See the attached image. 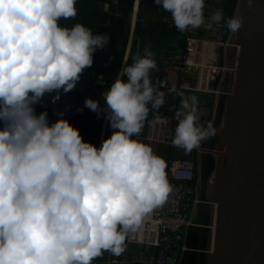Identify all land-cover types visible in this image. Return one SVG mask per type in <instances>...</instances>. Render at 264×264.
Wrapping results in <instances>:
<instances>
[{"label":"clouds","instance_id":"9594fccd","mask_svg":"<svg viewBox=\"0 0 264 264\" xmlns=\"http://www.w3.org/2000/svg\"><path fill=\"white\" fill-rule=\"evenodd\" d=\"M249 10L256 0H242ZM171 14L175 27L212 30L221 22L232 33L244 26L236 13L205 17V0H154ZM77 0H0V264H92L104 252L120 256L126 236L161 207L172 192L165 160L138 137L145 123H168L159 109L176 90L145 47L122 66L100 100L84 107L104 115L112 134L99 147L84 141L65 117L50 123L35 106L74 90L97 50L109 43L75 19ZM126 78V79H125ZM165 89L162 91L161 89ZM180 97L172 145L190 153L217 135L212 122L200 123L196 96ZM151 105V109L149 107ZM82 112L83 109H78Z\"/></svg>","mask_w":264,"mask_h":264},{"label":"water","instance_id":"95a60500","mask_svg":"<svg viewBox=\"0 0 264 264\" xmlns=\"http://www.w3.org/2000/svg\"><path fill=\"white\" fill-rule=\"evenodd\" d=\"M104 2L108 18L99 31L109 35V45L104 48L106 60L111 43L130 30L135 7L142 9L145 0ZM239 14L244 17V26L234 39L238 52L234 53L235 72L230 74L226 95L224 157L220 158L212 199L217 205L215 247L209 256L201 254L197 264H264V0H256L251 10L241 0ZM152 20L151 9L138 11L134 24L138 33L151 40L165 36L168 24ZM140 21L151 23L142 26ZM58 23L70 26L71 19L61 18ZM88 76L81 77L74 90L62 93L55 104L51 102L55 93L46 94L35 106L37 114L47 111L52 123L58 119L54 113L62 111L73 125L78 109L85 108V98L94 96L91 89L97 79L95 74ZM208 221L206 217L204 222ZM193 239L195 246L206 249V230L196 229Z\"/></svg>","mask_w":264,"mask_h":264},{"label":"crops","instance_id":"0c3cea01","mask_svg":"<svg viewBox=\"0 0 264 264\" xmlns=\"http://www.w3.org/2000/svg\"><path fill=\"white\" fill-rule=\"evenodd\" d=\"M240 2L241 0H237L236 8L233 12H231L230 0H215L211 7V12L213 13L216 10H222L225 18L227 19L232 15V13L233 15L239 13ZM100 4L97 5L96 10L103 13L106 21L108 15L104 11L105 2H102ZM76 8L77 16L75 17V19L71 20V25L81 23L84 26H90L92 22L89 20V18H85L82 16V10L80 6L78 7V5H76ZM147 9L152 10V13L154 15V20L152 21H165L168 24L167 34L165 36L158 37L155 40H151L143 35H140L136 27L133 25L130 30L127 31V33L119 34L118 38L111 43V50L106 60L104 49H102L101 54L99 53L100 50H97L94 54L93 65L90 68L85 69V71L81 75V77L87 78V76L91 73L95 74V79H97V82L96 84H93L94 88L91 89L94 93L92 99L100 100L101 107H104L103 93L108 91L110 85L116 78V74L121 70L122 66L131 64L132 58L136 56L137 53L143 56L145 47L150 48L155 53V59L158 65L170 66L172 64L178 63L183 56L184 36L182 34L176 33L171 14L163 10L162 7L156 5L154 3V0H145L144 7L142 9H139V13H142ZM136 16L137 9L134 12L133 23H135L136 21ZM104 22L93 23L94 25H96V31L94 32V34L100 33L99 28L104 24ZM147 23L151 22L140 21V24L142 26L147 25ZM201 35L207 36L209 34L208 31H203ZM208 48L209 50L207 54L209 55L207 58H204V61H207L209 65H218L222 70H220L217 74H213L211 73V71H206L207 75L210 74L209 76L211 78H209L208 80L197 78L191 73H187L185 75L172 74V79L168 82V84L172 86H175L178 83L187 84L188 89L184 92L185 97L196 96L199 101L208 100L214 110L213 124L215 126L219 122V125L221 127L223 126L225 117L227 105L226 95L228 93L230 85V72L227 69H230L232 66L233 49H224L223 57L221 55V51L223 50V48H217L213 44H209ZM204 67L208 66L204 65ZM194 83H196V86ZM202 85L205 86V89H207L208 91H212L213 93L208 95L202 93L201 90L197 87ZM104 118V115H101L98 118L97 113L85 107L83 108L82 112H79L78 119L73 124V126L79 129L84 141L90 142L99 147L101 141L110 136V134H108L103 128ZM217 119L219 121H217ZM2 126L3 124L2 122H0V127ZM145 132L146 123L140 134H144ZM222 137L223 130H217V135L215 137L208 141L202 142L201 145L205 148L204 152L194 151L192 154L189 153L190 156L186 157L190 158L192 157V155H194V161L197 170V179L199 182L198 197L200 198V200L204 201V203L198 205L196 213L194 214V220L196 222H204L206 217H208L210 213L211 207L209 202H211L214 198V179L218 173L220 158L222 157L221 151H223ZM152 148L157 155L165 160L166 165L175 155L178 158H180L181 155H186L185 151L179 148H172L170 146L157 145L152 146ZM195 230L196 229H191L189 234V242L193 246H195L193 244ZM200 256L201 254L197 253H187L182 264H197ZM155 257L156 249L126 242V250L120 256H113L109 252H104L101 257L94 259L92 261V264H116L114 263V260H120L123 263L127 264H153Z\"/></svg>","mask_w":264,"mask_h":264},{"label":"built area","instance_id":"2783aa9c","mask_svg":"<svg viewBox=\"0 0 264 264\" xmlns=\"http://www.w3.org/2000/svg\"><path fill=\"white\" fill-rule=\"evenodd\" d=\"M214 1L205 0L206 7L204 14L206 18L212 15L211 7ZM136 9L138 13V7H135ZM175 31L184 36V50L181 60L170 66L158 65L159 71L153 70L151 72L153 84L166 79L168 89L174 88L176 90L168 95L166 98L167 102L158 110L161 115L167 117L168 123L166 125H160L151 122L153 112L150 110L149 122H146V132L134 138L151 146L162 145L178 149L172 145V139L178 123L175 113L179 110L180 104V97L177 96V93L184 95L188 86L184 83H178L175 86L169 85L168 82L172 79L171 75L191 73L197 78L208 80L210 74L207 75L206 71L217 74L222 70L218 65H209L207 61L205 63H207L208 67H204L202 59L203 57L207 58L209 55L207 54L209 44H213L221 49L232 48L233 59L235 51L238 52V45L232 39L233 33L227 29L223 22L214 25L212 30H206L201 27L181 32L175 27ZM203 31H208L209 35L202 36L201 33ZM99 53L101 54L102 50ZM200 56L202 59H200ZM191 63H193L192 66ZM227 70L230 74L235 72L233 66ZM196 83H194L195 86ZM197 87L205 95L213 93L205 89L204 85ZM161 90L164 91L165 89L162 88ZM197 115L200 118L201 124L206 125L209 121L213 123L214 110L208 100L199 101ZM103 128L108 134H112L113 129H111L109 121L106 118L103 121ZM194 151L204 152L205 148L201 145L190 153L192 154ZM221 152L222 157H224V150ZM166 173L173 189L168 199L161 207L153 210L151 214L145 217L141 226L136 231H130L127 234L126 242L156 249V257L153 264H182L187 253L205 254L209 256L215 247L217 205L213 201L209 202L211 209L208 215V223L196 222L194 220V214L196 213L198 205L204 203L198 197L199 182L197 179L194 155L190 158H178L175 155L167 164ZM217 179L216 176L214 183L217 182ZM191 229L206 230L207 245L205 250H201L189 242ZM114 263L127 264L120 260H114Z\"/></svg>","mask_w":264,"mask_h":264},{"label":"trees","instance_id":"16d2710c","mask_svg":"<svg viewBox=\"0 0 264 264\" xmlns=\"http://www.w3.org/2000/svg\"><path fill=\"white\" fill-rule=\"evenodd\" d=\"M104 1L105 0H77L76 5H78V7L80 6L82 10L81 11L82 16L85 18H89V20L92 22L90 26L88 25L86 27L90 28L93 31V33L96 31V25H94L93 23H102L105 21V17L103 13L101 11L96 10L97 5ZM230 2H231L230 10L231 12H233L236 8L237 0H230Z\"/></svg>","mask_w":264,"mask_h":264},{"label":"rangeland","instance_id":"374dc122","mask_svg":"<svg viewBox=\"0 0 264 264\" xmlns=\"http://www.w3.org/2000/svg\"><path fill=\"white\" fill-rule=\"evenodd\" d=\"M235 35H236V33H233V35H232V39H233V38L235 39ZM223 54H224V49L221 51V55H222V56H223ZM225 54H226V53H225ZM223 57H224V56H223ZM204 58H205V57H203V59H202L201 56H200V59H202V63H203V65H207V63H205V61H204ZM194 72H195V71H194ZM216 117H217V116H216ZM215 121H216V120H215ZM217 121H219V120L217 119ZM215 127H216L217 130L222 129V126L220 127L219 122L217 123V125H215ZM185 154H186V155H181L180 158L190 156L189 153H185Z\"/></svg>","mask_w":264,"mask_h":264},{"label":"bare ground","instance_id":"6f19581e","mask_svg":"<svg viewBox=\"0 0 264 264\" xmlns=\"http://www.w3.org/2000/svg\"><path fill=\"white\" fill-rule=\"evenodd\" d=\"M135 23H133V25H134ZM200 64H201V62H200ZM193 65V63H191V66ZM203 66V65H202ZM206 66H208V65H206Z\"/></svg>","mask_w":264,"mask_h":264}]
</instances>
